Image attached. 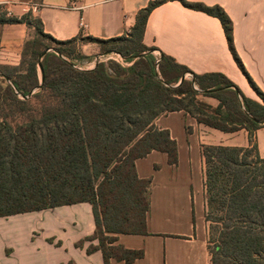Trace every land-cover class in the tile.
<instances>
[{"label":"trees","instance_id":"1","mask_svg":"<svg viewBox=\"0 0 264 264\" xmlns=\"http://www.w3.org/2000/svg\"><path fill=\"white\" fill-rule=\"evenodd\" d=\"M178 1L220 20L247 75L225 11L218 5ZM158 3L141 8L126 35L85 37L101 52L119 54L127 62L100 61L91 69L69 61H82L84 54L50 50L52 44L44 42L58 46L78 38H52L29 11L20 18L0 17V27L22 22L34 29L19 62L0 63V217L87 202L95 229L76 246L96 239L97 245L89 244L86 252L100 250L102 264H110V258L131 263L143 251L115 243L116 235L146 234L151 186L150 178L137 176L134 161L157 150L166 153L170 165L177 163L176 141L154 120L183 110L218 130L249 132L247 147L201 145L206 207L221 213L217 244L212 251L207 248L211 264L221 257L233 264H264V157L252 137L264 125V94L248 75L261 102L244 96L221 73L196 74L168 55L155 56V48L142 37L147 15ZM200 96L218 103L212 106ZM129 173L128 181L124 174Z\"/></svg>","mask_w":264,"mask_h":264},{"label":"crops","instance_id":"2","mask_svg":"<svg viewBox=\"0 0 264 264\" xmlns=\"http://www.w3.org/2000/svg\"><path fill=\"white\" fill-rule=\"evenodd\" d=\"M72 1L75 8L69 7ZM153 1L159 3L147 15L142 37L145 45L172 57L193 73H221L244 96L261 102L249 78L264 94V0H186L206 6L218 5L225 11L232 22L235 53L249 78L237 64L220 20L186 7L178 0H0V5L7 6L16 18L29 11L33 18L41 21L43 32L56 40L78 38L86 56L88 53L84 51L89 42L84 41L85 37L107 39L126 35L135 23L137 12ZM80 17L87 24L83 33L79 28ZM33 35L34 29L25 23L3 24L0 27V63L17 64L23 43ZM200 99L212 106L218 103L209 96H200ZM154 124L167 129L176 141L177 163L170 165L166 153L157 150L135 159L137 176L151 180L146 234L119 233L115 243L143 251L141 257L128 264H211L201 145L247 147L249 132L244 128L224 132L197 122L183 110L161 114ZM252 137L258 154L264 157V125L257 128ZM66 207L72 210H60ZM46 210L58 212L45 224L61 230L67 229L68 224L74 225V220L79 219L77 214L83 216L84 225L71 239L74 254L58 256L53 263L55 243L61 237L55 230L32 232L26 249L22 250L15 247V236L6 238L0 233V264H102L100 250L87 253L89 244L86 242L76 246L95 229L89 203L18 214ZM67 213L74 215L66 217ZM18 214L0 217V228L6 222H13ZM109 262L126 264L115 258H110Z\"/></svg>","mask_w":264,"mask_h":264},{"label":"rangeland","instance_id":"3","mask_svg":"<svg viewBox=\"0 0 264 264\" xmlns=\"http://www.w3.org/2000/svg\"><path fill=\"white\" fill-rule=\"evenodd\" d=\"M13 17L12 15H6L5 11V6L0 5V17ZM45 43L52 44L51 49L57 48H67L72 52L73 56H84L82 54V48L78 42L71 43V44H66V45H56V43H53L49 39H44ZM21 52V50H20ZM85 53L87 52L88 55L86 59L79 61L77 59H70L69 61L72 62L77 68L80 69H91L92 62L94 58L102 54L104 52H101L99 50V45L96 43L92 44V42H89L88 47L84 51ZM152 53L155 56H158L159 53L156 50H153ZM115 56V55H113ZM120 56V55H119ZM118 60L120 61L119 57H117ZM123 65H127V62L123 59L122 60ZM188 77V74L186 75ZM186 103V101L184 102ZM126 180H130L129 176L131 174H124ZM206 192H205V198H206ZM109 204H113L112 202H109ZM61 211H69L72 210L69 207L60 209ZM58 211H51V210H46V211H38V212H31V213H26V214H18L14 216L15 218L12 219L13 222H6V225L2 226L0 228V233L4 235L6 238H9L11 236H15L14 241H15V247H18L20 250L26 249L27 243L29 242L30 239V234L32 232H43V233H49L53 232L54 230L57 231V233L60 235V241L59 239L56 241V247L54 249L55 255L53 256V263L56 261V258L59 256H71L74 254L73 252V246H72V235L73 233L80 229L81 226L84 225V218L82 215L77 214L76 217L79 218L77 220H74L76 222L74 225L68 224L67 229L61 230L57 228H53L49 224H45L46 220H48L51 216H55ZM71 215H74L73 213H67L66 217H71ZM221 216V213L218 208H213V209H205V223L207 226V246L209 247V250L212 251L214 249V245L217 244V239H218V231L220 230L221 223L219 221V218ZM116 218H120V215L116 216ZM40 219H43L44 221H40ZM124 223H121L123 225ZM17 235V236H16ZM50 242V240H48ZM51 241H54L53 239ZM91 244V245H97V240H92L91 242L89 241H84L83 243ZM95 242V244H93ZM54 243V242H53ZM58 259V258H57ZM218 264H233L232 260L226 259V258H219Z\"/></svg>","mask_w":264,"mask_h":264},{"label":"built area","instance_id":"4","mask_svg":"<svg viewBox=\"0 0 264 264\" xmlns=\"http://www.w3.org/2000/svg\"><path fill=\"white\" fill-rule=\"evenodd\" d=\"M69 7H71V8H75V7H76L75 2H73V1L70 2V3H69ZM5 11H6V15H11V10H10L7 6H5ZM79 28H80V30H81V33H83L84 30L87 28V24H86V22L84 21L83 17H80V18H79ZM113 55H115V56H113ZM117 57H119L120 61L118 60ZM107 60H115V61H117V62H119V63L122 64V60H123V58H122L121 56H119V54H116V53H105V54H99V55H97V56L94 58V60H93V62H92V66H94L95 63H97V62H100V61H107Z\"/></svg>","mask_w":264,"mask_h":264},{"label":"water","instance_id":"5","mask_svg":"<svg viewBox=\"0 0 264 264\" xmlns=\"http://www.w3.org/2000/svg\"><path fill=\"white\" fill-rule=\"evenodd\" d=\"M102 54H105V53H102ZM140 56H141V54H138V55L135 56V58L140 57Z\"/></svg>","mask_w":264,"mask_h":264}]
</instances>
